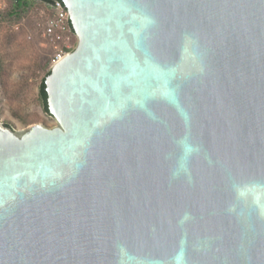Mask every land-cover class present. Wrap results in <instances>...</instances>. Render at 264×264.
I'll use <instances>...</instances> for the list:
<instances>
[{
  "label": "water",
  "instance_id": "obj_1",
  "mask_svg": "<svg viewBox=\"0 0 264 264\" xmlns=\"http://www.w3.org/2000/svg\"><path fill=\"white\" fill-rule=\"evenodd\" d=\"M57 125L0 123V264H264V0H62Z\"/></svg>",
  "mask_w": 264,
  "mask_h": 264
},
{
  "label": "rangeland",
  "instance_id": "obj_2",
  "mask_svg": "<svg viewBox=\"0 0 264 264\" xmlns=\"http://www.w3.org/2000/svg\"><path fill=\"white\" fill-rule=\"evenodd\" d=\"M14 0H0V116L4 125L22 130L33 124L57 125L44 112L39 99V85L51 70L52 60L66 46L72 51L78 42L54 41L45 33L54 17L52 7L39 1L30 3L21 15L13 16Z\"/></svg>",
  "mask_w": 264,
  "mask_h": 264
},
{
  "label": "built area",
  "instance_id": "obj_3",
  "mask_svg": "<svg viewBox=\"0 0 264 264\" xmlns=\"http://www.w3.org/2000/svg\"><path fill=\"white\" fill-rule=\"evenodd\" d=\"M51 7L55 14L54 17L50 18L47 22L45 33L54 41H63L66 43L70 39L68 35L75 34L68 10L62 0H57ZM66 47V51H61L54 57L52 60V65L63 59L69 52H71V46ZM0 123H2L1 116Z\"/></svg>",
  "mask_w": 264,
  "mask_h": 264
},
{
  "label": "trees",
  "instance_id": "obj_4",
  "mask_svg": "<svg viewBox=\"0 0 264 264\" xmlns=\"http://www.w3.org/2000/svg\"><path fill=\"white\" fill-rule=\"evenodd\" d=\"M34 1H39L51 7L57 0H14V7H13V10L10 12V15H13V16L15 15L18 17V15H21L24 9L28 8V6H30V3ZM1 18L2 16L0 14V19ZM49 74H50V70L47 72L46 76H48ZM39 99H40L44 112L48 115H51L48 109V102H47L48 94L46 91L45 77L44 79H42L39 85Z\"/></svg>",
  "mask_w": 264,
  "mask_h": 264
},
{
  "label": "bare ground",
  "instance_id": "obj_5",
  "mask_svg": "<svg viewBox=\"0 0 264 264\" xmlns=\"http://www.w3.org/2000/svg\"><path fill=\"white\" fill-rule=\"evenodd\" d=\"M57 63V62H56ZM54 65V64H53Z\"/></svg>",
  "mask_w": 264,
  "mask_h": 264
}]
</instances>
